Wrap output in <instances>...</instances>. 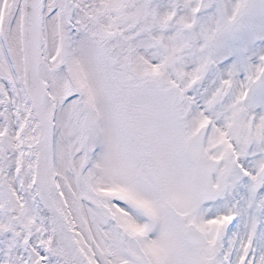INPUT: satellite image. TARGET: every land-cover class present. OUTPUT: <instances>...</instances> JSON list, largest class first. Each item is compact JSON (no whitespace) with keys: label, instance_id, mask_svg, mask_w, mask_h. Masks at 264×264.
<instances>
[{"label":"snow or ice","instance_id":"1","mask_svg":"<svg viewBox=\"0 0 264 264\" xmlns=\"http://www.w3.org/2000/svg\"><path fill=\"white\" fill-rule=\"evenodd\" d=\"M0 264H264V0H0Z\"/></svg>","mask_w":264,"mask_h":264}]
</instances>
